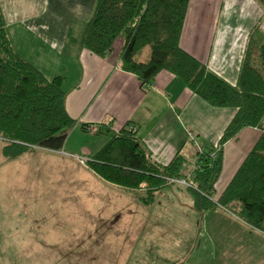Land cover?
<instances>
[{"label":"trees","instance_id":"trees-1","mask_svg":"<svg viewBox=\"0 0 264 264\" xmlns=\"http://www.w3.org/2000/svg\"><path fill=\"white\" fill-rule=\"evenodd\" d=\"M255 1L264 12V0ZM189 2L98 0L81 43L84 49L107 56L122 38L121 67L136 74L144 88L152 85L158 72L167 69L209 104L234 107L235 115L221 139L199 153V165L188 175L184 171L187 161L180 151L168 164L156 162L135 127L128 125L111 133L107 143L85 158V163L112 185L145 191L139 195L145 205L169 186V178L185 177L197 210L228 208L264 232V16L249 33L238 82L231 84L181 47ZM147 46L150 58L138 60L137 54ZM65 78H47L17 51L0 3V139L6 158L33 148L63 150L69 131L77 125L66 109ZM87 126L83 123L82 131L87 132ZM245 127H259L263 132L221 196L214 199L224 162L223 146Z\"/></svg>","mask_w":264,"mask_h":264},{"label":"crops","instance_id":"crops-1","mask_svg":"<svg viewBox=\"0 0 264 264\" xmlns=\"http://www.w3.org/2000/svg\"><path fill=\"white\" fill-rule=\"evenodd\" d=\"M97 1L0 0V3L17 51L47 78L66 77L63 84L67 92L66 109L77 121L69 131L66 145L79 132L88 133L91 155L107 143L111 133L135 126L156 162L168 164L180 151L187 161L184 171L191 174L199 165L198 151L217 145L236 109L209 104L167 69L158 72L152 85L144 88L136 74L121 67L122 38L116 40L107 56L84 49L81 41ZM262 16L263 9L255 0H190L181 47L231 84H237L249 33ZM261 24L264 33V19ZM145 52L141 51L145 55L137 59L147 60L148 51ZM83 123L88 124L87 132L81 129ZM189 131L196 134L200 148ZM262 132L259 127H245L224 144V162L214 199L221 196ZM1 147L3 154L4 146ZM79 148L88 152L83 144L76 149ZM35 149L8 159L7 163L23 155L30 159V152Z\"/></svg>","mask_w":264,"mask_h":264},{"label":"rangeland","instance_id":"rangeland-1","mask_svg":"<svg viewBox=\"0 0 264 264\" xmlns=\"http://www.w3.org/2000/svg\"><path fill=\"white\" fill-rule=\"evenodd\" d=\"M2 145L0 264H264V232L228 208L197 210L185 177L145 205V191L112 185L81 161L88 133L8 163Z\"/></svg>","mask_w":264,"mask_h":264},{"label":"built area","instance_id":"built-area-1","mask_svg":"<svg viewBox=\"0 0 264 264\" xmlns=\"http://www.w3.org/2000/svg\"><path fill=\"white\" fill-rule=\"evenodd\" d=\"M213 155H215V152L213 153ZM81 161H82V162H85V158H81ZM169 180H171V181H176V179H173V178H169Z\"/></svg>","mask_w":264,"mask_h":264}]
</instances>
